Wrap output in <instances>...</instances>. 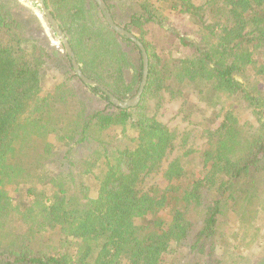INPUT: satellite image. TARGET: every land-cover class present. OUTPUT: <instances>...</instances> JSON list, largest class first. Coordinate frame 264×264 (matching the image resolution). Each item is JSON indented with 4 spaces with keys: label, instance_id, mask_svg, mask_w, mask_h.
<instances>
[{
    "label": "trees",
    "instance_id": "16d2710c",
    "mask_svg": "<svg viewBox=\"0 0 264 264\" xmlns=\"http://www.w3.org/2000/svg\"><path fill=\"white\" fill-rule=\"evenodd\" d=\"M44 1L84 74L135 96L141 52L95 0ZM105 2L149 55L129 109L0 0V264H264V0Z\"/></svg>",
    "mask_w": 264,
    "mask_h": 264
},
{
    "label": "water",
    "instance_id": "95a60500",
    "mask_svg": "<svg viewBox=\"0 0 264 264\" xmlns=\"http://www.w3.org/2000/svg\"><path fill=\"white\" fill-rule=\"evenodd\" d=\"M32 4H37L40 7V10L43 12L47 22L49 23L50 27L54 31L56 37L59 39L60 44L63 45L69 59L71 60V64L73 66L75 74L80 78V80L87 86L96 87L101 92L106 94L109 97L111 103L121 109H129L139 105L141 102L142 96L144 94L145 88L148 83L149 72H150V60L147 49L143 42L132 32L127 30L125 27L119 25L113 18V15L105 2V0H95L96 4L98 5L102 15L105 18L106 23L109 27L116 32L119 36L132 41L135 45L138 46L142 59H143V76L141 83L139 85V89L136 95L128 100H121L116 95H114L110 90H108L103 84L89 78L84 72L82 71L76 54L70 44L69 38L67 37L64 30L61 28L59 22L56 20L54 15L52 14L51 10L47 7L44 0H29Z\"/></svg>",
    "mask_w": 264,
    "mask_h": 264
},
{
    "label": "rangeland",
    "instance_id": "374dc122",
    "mask_svg": "<svg viewBox=\"0 0 264 264\" xmlns=\"http://www.w3.org/2000/svg\"><path fill=\"white\" fill-rule=\"evenodd\" d=\"M23 3H25L26 5L28 6H31L33 8V10L35 11L36 15L38 16V18L41 20L44 28H45V32L46 34L49 36L52 44L56 45V46H59L60 45V42H59V39L56 37L54 31L52 30V28L50 27L49 23L47 22L43 12L40 10V7L37 5V4H32L30 3L29 0H21ZM132 0H119V5L121 7H127L129 6L128 4H131ZM195 3L197 5H202L205 0H194ZM127 5V6H125ZM178 24H179V21H177ZM122 26V25H121ZM258 58L262 59L264 61V49L262 48V51L260 52V54L258 55ZM129 74V73H128ZM250 75H252L251 73H249ZM263 87V84L262 86ZM134 97V96H133ZM194 101L197 102V97L194 96L191 98ZM128 100V99H127ZM199 103V102H198ZM201 104V103H200ZM181 105H182V100H180L179 102H174V103H171V104H166L164 107H161L160 109H155V110H158L157 111V116L162 119L163 121L167 122L172 128H175V127H178L180 126V128H183L185 125L182 124L180 122V119L176 116L179 109L181 108ZM250 114H246V112L242 113L240 115V118H241V121L244 122L250 118ZM150 184H155V185H160L161 187H164L166 186L167 184L165 183L164 180L160 179V178H156L154 180L151 181ZM93 192H94V189H93ZM261 234H264V228L262 230V233Z\"/></svg>",
    "mask_w": 264,
    "mask_h": 264
}]
</instances>
